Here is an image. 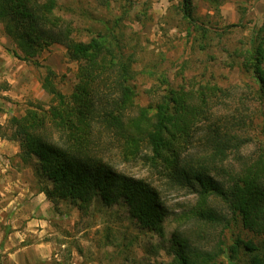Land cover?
<instances>
[{
	"label": "trees",
	"instance_id": "1",
	"mask_svg": "<svg viewBox=\"0 0 264 264\" xmlns=\"http://www.w3.org/2000/svg\"><path fill=\"white\" fill-rule=\"evenodd\" d=\"M204 1L217 13L224 0ZM101 3L109 6L110 0ZM57 8V0H0V23L15 57L29 61L59 44L77 65L69 94L55 86L48 69L41 87L49 100H30L7 123L21 163L44 183L40 190L54 208L68 202L81 214L93 203L120 205L139 230L160 238L170 220L175 226L164 248L169 261L159 264H222L221 256L227 264H264V147L241 155L248 138L238 126L245 119L213 112L226 90L174 88L162 75L164 92L140 104L136 52L113 31L120 21L78 41ZM175 8L192 31L206 32L195 24L194 0H178ZM240 55L264 104V36L256 32ZM195 148L202 153L190 152ZM231 156L236 169L226 165ZM132 163L146 166L156 181L188 189L194 202L179 212L168 210L152 180L119 168ZM231 220L251 237L237 235L228 246L218 241L209 249L198 244L208 229Z\"/></svg>",
	"mask_w": 264,
	"mask_h": 264
},
{
	"label": "rangeland",
	"instance_id": "2",
	"mask_svg": "<svg viewBox=\"0 0 264 264\" xmlns=\"http://www.w3.org/2000/svg\"><path fill=\"white\" fill-rule=\"evenodd\" d=\"M57 2L56 13L72 24V35L78 41L105 33L107 26L114 25L116 19L120 21L119 28L113 27V31L125 37L126 49L136 52L138 103L147 104L164 92L166 85L161 80L162 75L174 88L195 90L201 85H216L228 95L213 107V112L245 119L246 124L237 128L248 138L241 155L248 157L264 147V104L253 76L241 65L240 55L249 47L256 32L264 36V0H224L217 13L204 0H194L195 24L206 29L201 36L199 31L191 30L190 24L175 8L178 0H110L109 6H104L101 0ZM0 34H4L1 23ZM9 40L5 48L11 52L12 60V97H7L11 116L23 114L30 100H49L41 87L48 69L53 72L55 86L64 94L71 92L77 65L67 57L62 45L53 44L31 60L23 61L14 56V45ZM0 61L5 62V59L0 58ZM8 84L2 81L0 88L8 89ZM3 110L0 107V111ZM190 152L199 154L202 150L195 148ZM226 165L235 169L238 166L232 156ZM119 168L128 175L152 180L170 211L179 212L194 202L195 197L188 189L170 185L165 180L156 181L141 163ZM43 184L37 181L38 188ZM58 212L62 221L60 232L67 238L57 239L55 252L63 264H159L169 261L164 248L175 226L170 220L164 224V238H160L139 230L126 208L120 205L105 207L93 203L80 214L73 205L62 201L58 204ZM68 225L73 226L70 231L66 228ZM237 235L251 237L239 222L231 220L228 226L220 224L208 229L198 244L209 249L222 241L228 246ZM60 240H64L63 247ZM219 261L227 264L223 256Z\"/></svg>",
	"mask_w": 264,
	"mask_h": 264
},
{
	"label": "crops",
	"instance_id": "3",
	"mask_svg": "<svg viewBox=\"0 0 264 264\" xmlns=\"http://www.w3.org/2000/svg\"><path fill=\"white\" fill-rule=\"evenodd\" d=\"M9 41L0 34V58L5 59L0 61V83H9L8 89L0 88V107L4 108L0 111V264H63L55 252L57 239L67 238L60 232L59 212L37 187L32 170L21 163L19 144L9 138L5 125L13 114L8 101L12 60L5 48ZM66 228L70 231L73 226ZM59 242L65 245L64 240Z\"/></svg>",
	"mask_w": 264,
	"mask_h": 264
}]
</instances>
